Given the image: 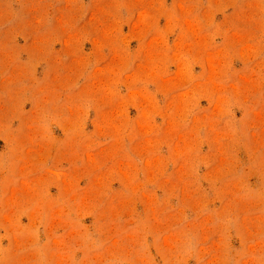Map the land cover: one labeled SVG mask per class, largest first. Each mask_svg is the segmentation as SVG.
<instances>
[{"label":"rangeland","instance_id":"obj_1","mask_svg":"<svg viewBox=\"0 0 264 264\" xmlns=\"http://www.w3.org/2000/svg\"><path fill=\"white\" fill-rule=\"evenodd\" d=\"M0 264H264V0H0Z\"/></svg>","mask_w":264,"mask_h":264}]
</instances>
